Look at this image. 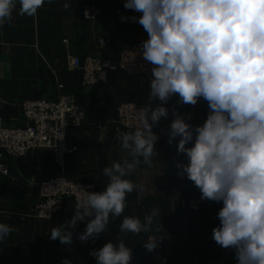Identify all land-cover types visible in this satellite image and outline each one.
Returning <instances> with one entry per match:
<instances>
[{
    "label": "clouds",
    "instance_id": "clouds-1",
    "mask_svg": "<svg viewBox=\"0 0 264 264\" xmlns=\"http://www.w3.org/2000/svg\"><path fill=\"white\" fill-rule=\"evenodd\" d=\"M18 14L35 16L46 0H18ZM49 3L52 0H48ZM71 3H64L68 10ZM124 8L138 16L147 33L141 58L151 65L148 101L139 109L140 126L120 132L121 148L129 158L102 168L108 183L101 191L85 192L75 203V214L53 226L49 238L71 245L78 221L87 218L81 242L98 239L110 217H120L127 197L145 186L130 177L143 163L149 168L157 155L153 126L169 116L168 102L179 105L207 102L205 121L193 126L173 108L166 131L168 143L178 137L176 150L185 161L177 163L201 193V200L222 202L219 225L212 239L235 252L237 264H264V0H124ZM17 0H0V27L11 25ZM160 210L153 208L143 221L123 216L120 233L149 231ZM50 219V214L48 213ZM16 229L0 222V242ZM145 248L152 251L157 241ZM96 264H131L133 250L121 239L90 252ZM63 264H71L64 259Z\"/></svg>",
    "mask_w": 264,
    "mask_h": 264
},
{
    "label": "crops",
    "instance_id": "crops-1",
    "mask_svg": "<svg viewBox=\"0 0 264 264\" xmlns=\"http://www.w3.org/2000/svg\"><path fill=\"white\" fill-rule=\"evenodd\" d=\"M89 1L102 11L95 23L82 18V8ZM64 3H71L72 7L65 10ZM19 7L17 0L11 25L6 23L0 27V128L21 125L23 100L54 98L58 79L67 91L78 96L86 109L84 123L68 132L67 140L75 153L66 158L63 169L70 179L94 184L100 191L102 179L96 169L106 134L97 127L106 124L109 129L115 120L116 108L123 101L143 106L148 101L150 87L144 78L128 79L121 74H110L104 84L85 89L81 86L80 74L68 68V61L75 55H91L115 62L124 42L144 40L133 29L139 26L137 22L121 19L139 13L125 9L123 0H52L51 3L46 0L35 16L19 15ZM99 39L106 40L104 48L99 46ZM63 40H68L69 46ZM178 99V96L170 99L169 116L153 126L158 140L152 167L141 163L128 177L143 184L144 193H130L123 215L112 218L135 216L143 221L145 214L158 208L159 217L147 234L161 237L171 260L237 264L234 250L224 249L212 239V230L219 225L217 213L222 202L201 200L199 189L186 176L178 175L176 164L186 162L185 157L177 154L179 138L169 144L166 135L174 118L173 108L186 119L191 114L188 122L196 126L206 119L207 102L201 98L195 106L179 105ZM120 132L124 131L115 128L105 167L130 159L121 148ZM5 163L9 177L0 179V222L16 230L0 242V264H63L65 258L71 264H96V260L83 253L74 236L70 246L49 238L53 226L65 224L75 214L70 202L51 220L39 219L33 214L40 200L38 185L57 174L50 153L34 151L26 158L6 159ZM170 185L180 188L173 203L167 191ZM88 219L78 221L76 228H84Z\"/></svg>",
    "mask_w": 264,
    "mask_h": 264
},
{
    "label": "built area",
    "instance_id": "built-area-1",
    "mask_svg": "<svg viewBox=\"0 0 264 264\" xmlns=\"http://www.w3.org/2000/svg\"><path fill=\"white\" fill-rule=\"evenodd\" d=\"M81 14L84 21L95 23L101 17L102 11L96 3L89 2L83 6ZM63 44L67 47L69 41L63 40ZM106 44L105 39H99L101 48ZM140 45L141 42H124L115 62L97 56L75 55L69 58L68 68L80 74L81 86L85 89L104 84L110 74H121L128 79L144 78L150 84L151 65L141 58ZM56 91V96L52 99L23 100L20 104L21 125L0 128V179L9 177L6 159H23L34 151H46L52 156L57 174L49 176L38 185L40 200L33 209L35 217L44 220L53 219L65 208L67 202L75 208L77 199L85 195L82 188L96 191L94 184L74 181L63 169L66 158L75 153V149L68 143V132L84 123L86 109L78 96L67 91L58 79ZM141 107L132 101L119 103L114 120L116 128L132 132L139 127L138 111ZM97 128L105 135L108 125H98ZM167 191L171 202H175V195L180 193V188L170 185ZM152 239L157 241V247L148 251L144 245ZM140 250L155 264H198L196 260H171L165 253L161 237L157 234H147L145 240L140 243Z\"/></svg>",
    "mask_w": 264,
    "mask_h": 264
},
{
    "label": "water",
    "instance_id": "water-1",
    "mask_svg": "<svg viewBox=\"0 0 264 264\" xmlns=\"http://www.w3.org/2000/svg\"><path fill=\"white\" fill-rule=\"evenodd\" d=\"M115 128H116V124L114 122L111 123L106 134L104 147L99 155L97 169H96V172L100 175L102 179L103 189L109 181H108V177L103 175L102 168L105 167L107 152ZM121 221L122 219H113L112 217H110L109 223L107 225L108 230L101 233L98 239L95 240L89 239L88 241L85 242H81L78 238L79 234L85 231V227L76 228L75 230L70 229V231H73L74 238L76 239V241H78L81 244L83 253L91 259L95 260V258L92 255H90V252L92 250L99 249L108 241H111L114 244H118L119 241L122 239L126 243V245L131 247L133 250L131 264H155L151 258L145 256L140 250V243H142L145 240L147 236V232H142L141 235H136L133 233H127V234L120 233L119 226L121 224Z\"/></svg>",
    "mask_w": 264,
    "mask_h": 264
},
{
    "label": "rangeland",
    "instance_id": "rangeland-1",
    "mask_svg": "<svg viewBox=\"0 0 264 264\" xmlns=\"http://www.w3.org/2000/svg\"><path fill=\"white\" fill-rule=\"evenodd\" d=\"M115 1V0H114ZM124 1V0H123ZM89 2H92V1H89ZM88 2V3H89ZM134 29V31H136V32H138L139 34H140V36L141 37H143L144 39H146L147 38V33L144 31V29L142 28V26H138L137 28L136 27H134L133 28ZM108 131V130H107ZM107 134V133H106ZM188 261V260H187Z\"/></svg>",
    "mask_w": 264,
    "mask_h": 264
},
{
    "label": "trees",
    "instance_id": "trees-1",
    "mask_svg": "<svg viewBox=\"0 0 264 264\" xmlns=\"http://www.w3.org/2000/svg\"><path fill=\"white\" fill-rule=\"evenodd\" d=\"M101 190H103V187H102V186H101ZM101 190H100V191H101ZM96 191H97V190H96Z\"/></svg>",
    "mask_w": 264,
    "mask_h": 264
}]
</instances>
